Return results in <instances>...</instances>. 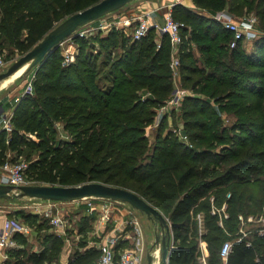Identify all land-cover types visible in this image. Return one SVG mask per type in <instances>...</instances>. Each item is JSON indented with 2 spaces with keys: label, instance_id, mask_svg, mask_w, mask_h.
Returning a JSON list of instances; mask_svg holds the SVG:
<instances>
[{
  "label": "trees",
  "instance_id": "trees-1",
  "mask_svg": "<svg viewBox=\"0 0 264 264\" xmlns=\"http://www.w3.org/2000/svg\"><path fill=\"white\" fill-rule=\"evenodd\" d=\"M96 1L0 0L5 35L16 50L25 52L67 15ZM191 1L194 8L180 2L170 7L183 35L177 69L183 86L207 97L184 94L176 118L190 141L206 140L209 132L207 146H189L172 129L161 134L164 121L159 122L155 142L147 144L143 125L173 89L169 41L163 35L157 44L153 28L133 38L132 30L127 35L113 27L96 36L76 32L69 37L78 48L72 61L63 62L58 46L33 68L31 89L13 104L11 130L0 128V163L16 160L13 157L28 146L38 156L29 162L25 175L32 170L40 183L100 181L130 189L154 203L171 227L168 264H202L200 238L205 241L206 264H264V232L253 236L252 242L227 234L235 230L239 214L260 211L264 215V178L242 182L235 173L251 166L264 175L263 166L250 162L264 161V38H254L248 54L239 50L241 41L230 46L231 32L201 10H253L264 26V0ZM94 45L110 48L108 56L115 48L120 52L110 61L102 56L97 65L100 50L94 54ZM194 50L201 55L202 68L196 65ZM192 73L197 76L192 78ZM142 87L151 92L145 101L138 98ZM209 98L222 110L229 109L233 120L223 125ZM56 120L70 131L69 138H57ZM198 130L204 131L203 137ZM216 145L220 150H215ZM223 205L224 224L219 223L217 212ZM94 214L83 213L78 222L89 229ZM7 217L24 224L17 215ZM28 235L14 233L19 246L9 249L13 264H59L65 243L62 235L47 232L39 250L25 251L21 259ZM226 239L232 244L223 258L219 249ZM127 244L114 247V264H118L119 247ZM78 245L80 250L69 252L66 264H97L100 249L86 242Z\"/></svg>",
  "mask_w": 264,
  "mask_h": 264
},
{
  "label": "rangeland",
  "instance_id": "rangeland-1",
  "mask_svg": "<svg viewBox=\"0 0 264 264\" xmlns=\"http://www.w3.org/2000/svg\"><path fill=\"white\" fill-rule=\"evenodd\" d=\"M134 0L126 3L125 5H123L122 7L113 10L111 12H108L107 14H104L102 17L88 23L86 26L79 28L80 30L84 31V36H96L98 34H105L106 32H108V30L114 28L117 29H121L125 34L130 35L131 30H133L134 24L138 18L137 15L135 16H131L128 17V19H121V18H117L120 13L121 10H124L127 6H129L131 4V2H133ZM221 9V8H220ZM222 9L226 10L227 12H229V14H231L233 16V18L235 19H239L243 16H251L254 19V27H255V31L258 34V37H262L264 38V26L261 25V23L259 22V15L257 17L256 11L254 12L253 10H245L243 9L242 12H235V11H230L228 10L226 7H222ZM240 11V10H239ZM2 14H3V9H2V5L0 4V55L2 56L3 60L5 61V65L0 68V71L5 70L6 67H8V65L15 60L20 54H22L23 52H20L18 50H16L10 39L5 35V31L3 29V25H2ZM58 22V20H56ZM103 23V27H99L100 24ZM129 33V34H128ZM253 41V40H252ZM251 41V42H252ZM230 42V40H229ZM242 44L239 47L240 49H245L247 51V53H251V43L248 45H244L245 41H241ZM244 42V43H243ZM59 48H60V53L63 59L66 57H68V61L66 62H70L72 61L75 57V53L78 51V48L76 46V44L71 40V38L67 37L65 38L60 44H59ZM100 53L98 55V58L96 59L97 65L100 64L101 62V58L103 56L104 59H106V56H108L110 54V48L105 50L103 49L101 46L98 45H94V49H93V53L97 55V53ZM119 49L115 48L114 52H112L110 56H108V61H110V59H112L111 57H116V55L119 54ZM195 52V56L197 58V67L198 68H202L203 66L201 65V61L199 60V57L201 56L200 53L197 50H194ZM67 53H70L69 56H66ZM72 54V55H71ZM110 58V59H109ZM106 62V61H105ZM105 64V63H104ZM227 66V65H226ZM22 68V67H21ZM18 69L16 70L14 73H12V75H16V74H20L22 69ZM33 68H31L28 72H26L25 74L17 77L14 81H12L11 83H9L6 87L1 88L2 90H0V93L5 94L6 92H8V90L10 88H12L14 86V84H18L20 83L22 86V83L29 78V76H31L33 73ZM181 74V72H180ZM11 75V76H12ZM195 76H197V73H192V78H194ZM181 78L179 76V72L177 69V73L175 75V77H173L172 75V82H173V89L171 92L170 97L163 103H160L157 105V107L154 110V113L152 114V119L148 122H145L143 125V130H144V134L147 136V144H151L152 142H155V137L156 134L158 132V127L159 124L161 123V121H164L163 123V127H162V132L166 131L167 129H172L175 134H178L179 138L184 140V142L186 144H188L189 146H193L194 148L197 147H205L207 146L208 143V138H209V132L206 135V140H200V141H190L187 137H185V130L183 128V124L181 119L176 118V115L178 114L179 111V107L180 104H174L173 102H171V98L174 95L175 92V88H178L179 90H184V92L189 93V94H197L200 95L201 97H207L205 96L204 93L198 92V91H193L189 86H183L182 83L180 82ZM20 93H22L23 89L21 87L20 89ZM218 92V91H217ZM151 97V92L145 88L142 87V89L139 90L138 93V98L141 101H145L147 98ZM6 99V101L4 100L6 106H7V113L9 115H11L12 113V107H13V97H3V99ZM230 98V97H229ZM2 99V100H3ZM1 100V101H2ZM229 100V99H226ZM224 102H227V101ZM244 101L247 100V98L243 99ZM181 101V99H180ZM209 102L210 104L214 105L217 107V110L219 111V114L221 116V119L219 120L223 125H227L230 121L233 120V118H231V116L229 115V109H225L222 110L219 103L216 102L215 99L213 98H209ZM164 115H167L166 117H164ZM207 114H205L206 116ZM214 118V117H213ZM213 118H211L210 120H213ZM160 122V123H159ZM56 125V134H57V138H62V139H67L69 138L70 135V131L68 129H64L63 126L64 124H61V120H56L55 122ZM183 132V134H182ZM199 133V135L201 137H203L204 135V131L203 130H198L197 131ZM32 138L35 139V136L32 135ZM224 144H228L230 146V142L228 141H224ZM216 143V142H215ZM215 150L218 151L220 150L219 146H215ZM37 150L30 148L28 146L23 147V151L20 155H16L15 159H23L25 160L28 164L30 161L34 160L37 158ZM234 156V155H233ZM243 156V155H241ZM240 157V156H239ZM238 156H235L233 158L238 159ZM250 162L252 163L253 166H263L264 167V161L258 160V159H252L250 160ZM235 173L238 175H236L239 178V180H250L252 181H256V180H260V176H262L264 178V175L262 173H258V171L254 170L253 167L251 166H246L245 168H239L238 170L235 171ZM27 180L31 183L36 182V183H40L41 181L36 180L33 176L34 173L32 172V170H28L27 171ZM258 178V179H256ZM245 180H243L242 182H245ZM254 181V182H255ZM86 182V181H85ZM41 184H47V183H41ZM244 184V183H243ZM114 185V184H111ZM118 186V185H115ZM121 187V186H120ZM43 201H46L45 199H43ZM61 208L63 209V211L65 212V219H66V225H65V237H66V242L63 244V251H62V255L59 257V261L57 258V262L59 264H66L67 260H66V255H68V253H72L75 252L76 250L79 249V243L80 242H88V241H93L95 239H97V234L96 232H98L99 230L97 229V227L95 228L96 224H98L96 220H93L92 225L94 224L93 228L90 230H93L94 233L96 235H92L89 232L88 228L83 227V224H80L79 218L80 215L83 213H87V214H94L95 218L97 217V213L96 211H89L86 210L84 208L83 203H78L75 201H57ZM44 204V202H41L38 199L35 198H22V199H0V209H3L5 214L12 215V216H16L19 218L18 220L23 222L25 225L30 226L31 231L30 234L28 235V239H25L24 245L21 248V253L19 254V258L23 259L26 255H25V251H31V250H39L41 243H42V236L44 234H46L47 232H56L55 229L53 228V226L50 225L49 220L46 219L43 214L40 212V208L41 205ZM124 203V202H123ZM125 205H128L127 203H124ZM151 204L153 206L156 207V205L154 203L151 202ZM81 205V206H79ZM124 205V206H125ZM129 206V205H128ZM78 210V211H77ZM219 217L221 219V221L224 220L225 216L223 215V209L219 208L217 210ZM133 215L137 216L140 220L141 223V228H143V231L146 233V237L148 236L147 234H151L152 231L150 229V227L147 226V222L150 224V220L146 218V215L139 212L136 209H133ZM242 215V219L240 220L239 223L236 224L235 226V230L233 231H228L227 230V234L228 237H234L236 238H242L246 241L252 242L253 240V236L255 235H260L258 229L262 226V217L263 215L260 214L259 212H254V211H250L247 213H241ZM147 220V221H146ZM152 223V222H151ZM223 223V222H222ZM224 224V223H223ZM153 225H157L156 223H153ZM155 228V227H154ZM98 230V231H97ZM70 231V232H69ZM158 231V227L155 228V232ZM170 232H171V227H170ZM172 234V232H171ZM99 238V237H98ZM149 238V236H148ZM232 239V238H230ZM231 241V240H230ZM80 250V249H79ZM7 264L10 261V264H13V257H8L7 259ZM146 263V258L143 257L142 260L138 263V264H145Z\"/></svg>",
  "mask_w": 264,
  "mask_h": 264
},
{
  "label": "built area",
  "instance_id": "built-area-1",
  "mask_svg": "<svg viewBox=\"0 0 264 264\" xmlns=\"http://www.w3.org/2000/svg\"><path fill=\"white\" fill-rule=\"evenodd\" d=\"M153 14L154 10H146L140 15H138V18L132 30L133 38H140L147 32L149 28H156L158 33L165 35L168 38L170 46L169 67L171 69L173 77H175L177 73V66L179 65L180 46L183 41V35L181 34L180 30L181 24L173 18L170 11V7L164 12L161 23H157L155 21ZM215 18L222 24L223 27H225L231 32L232 38L230 40V46H235L238 41L253 40L258 36L254 27V19L251 16H243L239 19H235L231 14H229V12L222 9L216 14ZM103 25L104 24L101 23L99 27H103ZM77 33L79 35H83L84 31L78 29ZM69 54L70 53H67L66 56H69ZM64 61H68V57H66ZM4 65L5 61L0 55V68H2ZM33 76L34 74L29 76V78L25 81L24 91L31 89V81ZM184 94H187L186 92H184V90H179L178 88H175L174 95L170 101L174 104L180 103V99L183 97ZM18 99L19 95L14 96L13 102H16ZM9 117L10 115L7 113L4 103L0 101V128H4L6 131L11 130V126L9 124ZM27 168L28 163L23 159H16L14 161L7 160L0 163V183L12 185L32 184L27 180V176L25 175ZM38 200L44 202L43 205L39 203L41 205L40 212L45 218L49 220L50 225L53 226L55 231L58 234H60V232H65V212L61 208L60 204L54 200ZM80 201L84 204L86 210L96 211V220L99 224L106 225L107 223L111 222L113 218V202L115 201L95 197H86L80 199ZM221 208L223 209V215L227 217L225 205H223ZM4 218V225L0 229V252L3 258L0 264H6L4 259L8 257L4 250H6L7 248L19 246L17 240L14 237V233L20 232L23 235H28L31 231V229L27 225L20 224L14 219H10L9 217ZM237 219L238 222H240V220L242 219V215L239 214ZM132 222L135 226H137L138 222L136 219H134ZM219 223H222L221 219L219 220ZM197 224L200 233L202 226L199 214H197ZM258 231L260 235L264 232V215L262 217V226L258 229ZM119 241L120 236L118 234L115 235L114 232L105 235L104 239L98 244V248L100 249V256L97 261V264H113L115 262L114 247L118 244ZM231 244L232 241L226 239L220 245L219 253L223 258H226L230 250ZM199 245L201 249V262L202 264H206L204 257L205 241L201 238L199 239ZM141 257L142 252L140 249H124L120 252L117 259V263L138 264L141 260Z\"/></svg>",
  "mask_w": 264,
  "mask_h": 264
},
{
  "label": "water",
  "instance_id": "water-1",
  "mask_svg": "<svg viewBox=\"0 0 264 264\" xmlns=\"http://www.w3.org/2000/svg\"><path fill=\"white\" fill-rule=\"evenodd\" d=\"M132 0H98L89 6L70 13L50 30H48L31 48L20 54L5 70L0 71V80L11 75L22 67L21 76L31 68L38 67L47 56L54 51L67 37H71L77 29L108 12L116 10ZM183 134V132H182ZM37 198L54 201H75L86 197H95L127 203L131 208L146 215L152 223H156L153 247L157 248L159 261L157 264H168L172 248L170 223L161 211L134 191L100 181H86L79 184H21L0 183V199ZM147 264H152V253L146 255Z\"/></svg>",
  "mask_w": 264,
  "mask_h": 264
},
{
  "label": "crops",
  "instance_id": "crops-1",
  "mask_svg": "<svg viewBox=\"0 0 264 264\" xmlns=\"http://www.w3.org/2000/svg\"><path fill=\"white\" fill-rule=\"evenodd\" d=\"M178 2L183 3V4L187 5L188 7L194 8L191 0H134L124 10H121V13L117 18L128 19V17L135 16V15L138 16L146 10H152V11L154 10L153 15H154L155 21L157 23H161L164 12L169 7H171L173 4L178 3ZM201 10H202V12L207 14L208 16H211L212 18H214L222 26V24L215 18L216 14L220 10H222V8L216 9L214 11H209L207 9H201ZM153 30L155 33V41L158 44L160 42L163 34L158 33L156 28H153ZM251 41L252 40H248V41H245V43L244 42L243 43H244V45H246V44L249 45L251 43ZM11 75L0 80V90H2L1 88L6 87L9 83L14 81L18 77L19 74L12 75V76ZM24 86H25L24 82L22 83V86L20 83L14 84V86L12 88H10L8 90V92H6L5 94L0 93V101L5 96L14 97L16 95H20L21 94L20 89L22 87V89H23L22 91H24ZM4 100L6 101V99L4 98L1 102L4 103L5 109L7 111V106L4 102ZM124 205L125 204L123 202H120V201L113 202V213H112L113 218H112L111 222L107 223L106 225H101L97 222L98 224H96V226H95V228L97 227V229L99 230V231L97 230L98 232H96L97 235L94 233L93 230H90L93 228V226H94V224H93L89 228V232L92 235H96L97 239H95L93 241L86 242V245L87 246H95L96 248H98V244L104 239L105 235L108 233L114 232L115 235L118 234L120 236V241L118 242L117 245H119L120 243H123V242L128 243L127 245H123L122 247H119V250H118L119 254L124 249H135V250L140 249L142 252L141 260L143 257L146 258V255L148 252H151L152 253V264H157L159 261V255H158L157 248L153 247V243H154V239H155V237H154L155 236V228L157 227V225L155 226L151 222H150L151 225H148L149 224L148 222L146 223L147 226L150 227V229L152 231L151 234H147L149 236V238H148V236L146 237V233L143 231V228H141V223H140L139 218L137 216L133 215V208H131L128 205H125V206ZM4 217H7V214H5L3 209H0V229L4 225V222H5ZM134 219H136L138 222L137 226H135L132 222ZM65 233L66 232H60V235H62V237H64V242L67 241L66 237H65ZM9 249L10 248H7L6 250H4L6 255L9 254ZM2 259L3 258L1 256V252H0V262L2 261ZM6 259H4L5 262H6ZM66 260H67V255H66ZM145 264H147V259H146Z\"/></svg>",
  "mask_w": 264,
  "mask_h": 264
},
{
  "label": "bare ground",
  "instance_id": "bare-ground-1",
  "mask_svg": "<svg viewBox=\"0 0 264 264\" xmlns=\"http://www.w3.org/2000/svg\"><path fill=\"white\" fill-rule=\"evenodd\" d=\"M22 69V68H21Z\"/></svg>",
  "mask_w": 264,
  "mask_h": 264
}]
</instances>
